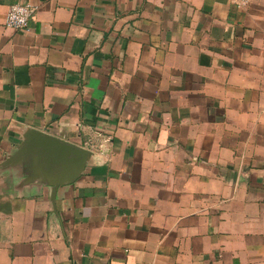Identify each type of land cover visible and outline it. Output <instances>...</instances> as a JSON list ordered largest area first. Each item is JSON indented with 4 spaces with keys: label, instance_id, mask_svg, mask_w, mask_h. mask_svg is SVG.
I'll list each match as a JSON object with an SVG mask.
<instances>
[{
    "label": "crops",
    "instance_id": "0c3cea01",
    "mask_svg": "<svg viewBox=\"0 0 264 264\" xmlns=\"http://www.w3.org/2000/svg\"><path fill=\"white\" fill-rule=\"evenodd\" d=\"M0 264H264V0H0Z\"/></svg>",
    "mask_w": 264,
    "mask_h": 264
},
{
    "label": "water",
    "instance_id": "95a60500",
    "mask_svg": "<svg viewBox=\"0 0 264 264\" xmlns=\"http://www.w3.org/2000/svg\"><path fill=\"white\" fill-rule=\"evenodd\" d=\"M36 154L43 164H34L33 168L49 178L52 192L63 183L78 178L86 166L89 151L79 145L60 139L39 130H31L24 138L10 161L25 159Z\"/></svg>",
    "mask_w": 264,
    "mask_h": 264
},
{
    "label": "built area",
    "instance_id": "2783aa9c",
    "mask_svg": "<svg viewBox=\"0 0 264 264\" xmlns=\"http://www.w3.org/2000/svg\"><path fill=\"white\" fill-rule=\"evenodd\" d=\"M236 4L243 6L248 0H235ZM36 7L29 2H17L8 6L5 14V26L17 30L25 29L30 17L35 12Z\"/></svg>",
    "mask_w": 264,
    "mask_h": 264
}]
</instances>
